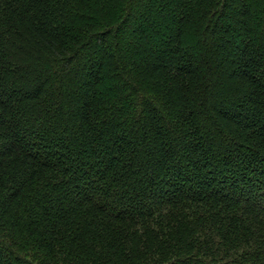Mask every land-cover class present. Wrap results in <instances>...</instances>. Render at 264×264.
I'll list each match as a JSON object with an SVG mask.
<instances>
[{
    "label": "trees",
    "instance_id": "obj_1",
    "mask_svg": "<svg viewBox=\"0 0 264 264\" xmlns=\"http://www.w3.org/2000/svg\"><path fill=\"white\" fill-rule=\"evenodd\" d=\"M153 1L0 0V264H264V0Z\"/></svg>",
    "mask_w": 264,
    "mask_h": 264
},
{
    "label": "rangeland",
    "instance_id": "obj_2",
    "mask_svg": "<svg viewBox=\"0 0 264 264\" xmlns=\"http://www.w3.org/2000/svg\"><path fill=\"white\" fill-rule=\"evenodd\" d=\"M143 2H144V1H143ZM153 4L156 5L157 2L154 0V1H153ZM156 8H157V7H156ZM156 12H157V10H156ZM125 38H126V42H124V43H125V45L127 46V49H126V50L129 51V49L132 48V47H131L130 38H129V37H125ZM125 45H124V46H125ZM140 50H141V51H140L141 54H144V55H145V53H149V52L147 51V49H140Z\"/></svg>",
    "mask_w": 264,
    "mask_h": 264
}]
</instances>
